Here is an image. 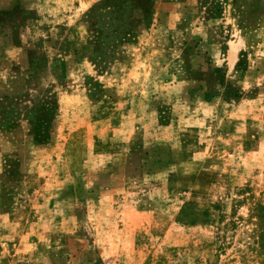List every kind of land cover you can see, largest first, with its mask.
<instances>
[{"label":"rangeland","instance_id":"rangeland-1","mask_svg":"<svg viewBox=\"0 0 264 264\" xmlns=\"http://www.w3.org/2000/svg\"><path fill=\"white\" fill-rule=\"evenodd\" d=\"M0 264H264V0H0Z\"/></svg>","mask_w":264,"mask_h":264},{"label":"trees","instance_id":"trees-1","mask_svg":"<svg viewBox=\"0 0 264 264\" xmlns=\"http://www.w3.org/2000/svg\"><path fill=\"white\" fill-rule=\"evenodd\" d=\"M227 90H228L229 92L231 91L232 93H236V92H235L232 88H230V87H228ZM40 141H44V139H40Z\"/></svg>","mask_w":264,"mask_h":264}]
</instances>
